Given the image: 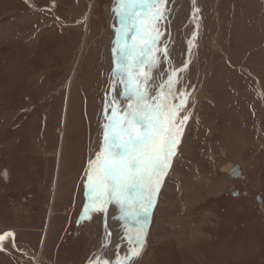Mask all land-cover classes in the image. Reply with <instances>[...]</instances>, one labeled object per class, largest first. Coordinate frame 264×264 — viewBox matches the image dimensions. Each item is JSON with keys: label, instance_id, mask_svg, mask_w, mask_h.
<instances>
[{"label": "rangeland", "instance_id": "1", "mask_svg": "<svg viewBox=\"0 0 264 264\" xmlns=\"http://www.w3.org/2000/svg\"><path fill=\"white\" fill-rule=\"evenodd\" d=\"M244 5H163L165 18L156 26L162 33L158 46L167 55L158 54L151 91L175 73L173 91L187 101L179 116L189 118L151 210L141 254L129 264H264L256 263L264 258V69L255 59L244 66L249 55L235 56L239 46L264 49L253 46L258 37L264 41V0L252 7L259 15ZM115 7L114 0H0V236L12 234L0 242V264H88L100 246L102 213L84 214L85 184L112 106L127 103L121 83L116 87L123 102L111 103L113 81L102 65L110 49L113 58L115 42L109 46L107 39L119 27ZM250 21L255 27L249 39L239 40L241 26ZM91 76L101 79L95 116L86 112L91 97L84 88ZM233 77L237 88L228 86ZM69 105L71 113L82 111L83 123L82 131L69 134L75 143L83 132L79 167L71 165L75 182L67 181L53 150ZM215 105L223 107L224 118ZM234 166L242 178L230 176ZM110 206L113 220H120L110 223L106 251L115 261L128 254L134 246L128 237L136 233L120 207ZM51 208L57 215L50 220Z\"/></svg>", "mask_w": 264, "mask_h": 264}, {"label": "snow or ice", "instance_id": "2", "mask_svg": "<svg viewBox=\"0 0 264 264\" xmlns=\"http://www.w3.org/2000/svg\"><path fill=\"white\" fill-rule=\"evenodd\" d=\"M165 2L114 0L119 27L115 28L112 48L116 65L112 76L124 85L127 108L120 110L113 105L103 126L100 151L88 163L84 214L104 213L114 203L136 235L128 237L134 246L123 259L90 264H129L141 254L151 210L176 154L181 126L189 118L187 114L179 116L187 101L173 91L175 73L155 89L154 95L151 91V72L159 64L158 54L167 55L166 48L158 46L162 33L156 26L165 18ZM11 235L0 236V242Z\"/></svg>", "mask_w": 264, "mask_h": 264}, {"label": "bare ground", "instance_id": "3", "mask_svg": "<svg viewBox=\"0 0 264 264\" xmlns=\"http://www.w3.org/2000/svg\"><path fill=\"white\" fill-rule=\"evenodd\" d=\"M95 1V0H93ZM182 2V1H181ZM245 4L244 5V8L245 10L247 11H250L251 9L252 10H255V8H252L254 6H256L257 4V0H245ZM257 7V6H256ZM201 11V10H200ZM245 11V15L248 14V12ZM253 13V11H250ZM256 13H258V15L260 14L259 13V8L255 10ZM221 14V13H220ZM224 14V13H223ZM222 14V15H223ZM178 18V16H176ZM170 20V19H169ZM174 23V22H173ZM181 23V21H180ZM207 23V22H205ZM112 24V23H111ZM177 24V22H176ZM166 25V24H165ZM113 27V26H111ZM166 27V26H165ZM255 25L253 23V21L251 22L250 21V26L249 27H246V25H242L240 30H241V34H240V37H239V40H245L247 37H249V34L252 33L250 32L249 30L250 29H254ZM259 28L261 30H264V21H262L259 25ZM115 29H112L110 30V34H109V37L107 39V43L109 44H112L113 42H115L114 40V37H115ZM174 30V29H173ZM251 30V31H252ZM176 31V30H175ZM247 32V33H246ZM173 34V33H172ZM179 34V33H178ZM174 35V34H173ZM249 39V38H247ZM220 40V39H219ZM34 43V42H33ZM106 43V42H105ZM245 43V42H243ZM264 41L261 37H258L257 41H255V44H253V46H256L257 48H260V47H264ZM107 46V45H106ZM173 47V46H172ZM177 49V48H176ZM245 50H242V48L239 46V50L237 52H235V56L238 57L240 55H249L251 57V59H249L248 61H245L243 62V65L246 66L247 68H249L251 66L250 62L253 61L254 59L257 61V63L260 65L262 64V68L264 69V49L263 48H260L256 51H253L251 49L250 46H245L244 48ZM111 50V49H110ZM110 50L108 52H106V56L103 55V63L102 65L104 66V69L106 71V77L108 79L109 77V80H111V82L113 81V84L110 85V94H109V97H110V100H111V103H114V104H118L120 102H123V100L121 101L120 99V92H119V89L120 87H116V83L119 85V80H116L113 78L112 76V70L113 68L116 66H113L111 67V64H113V58H111L110 56ZM179 50V49H178ZM174 51V50H173ZM175 53V52H174ZM183 56V55H182ZM178 57V56H177ZM165 64V63H164ZM163 64V65H164ZM169 64V63H168ZM101 65V66H102ZM166 65V64H165ZM110 67L112 68L111 72H110ZM160 69V68H159ZM165 69V68H164ZM162 70V68H161ZM159 70V71H161ZM253 68L250 72H253ZM158 71V70H157ZM167 71V70H166ZM171 71V70H170ZM256 72V71H255ZM99 73L100 71H97V74L99 76ZM155 75V74H154ZM159 75V74H158ZM255 75V74H254ZM260 75V74H259ZM258 75V76H259ZM156 76V75H155ZM168 76V74H167ZM169 77V76H168ZM100 78L103 80L102 78V75H100ZM101 79L99 80V78L97 79L96 77H94L92 79V76H91V83L88 82L89 86L91 87H86L84 88L85 89V93L86 95L88 94V96L91 97L90 99V104H89V107L88 109L86 110V112H89L91 111L90 113H93V115L95 114V108H96V103H98V97H97V93H98V85L101 84ZM235 77L232 78V80L230 79V84H228V86H231V87H235L237 88V83L233 82L235 81L234 80ZM161 81V80H160ZM166 82V81H165ZM88 86V85H87ZM261 86L264 88V73L261 74ZM227 87V86H226ZM251 88H253V86L250 85ZM92 89V90H90ZM122 89V88H121ZM240 89V88H239ZM237 89V90H239ZM123 90V89H122ZM236 90V89H234ZM113 92V93H112ZM238 94H242V91L240 89L239 93ZM254 97H256V94H253ZM231 98V97H230ZM233 99V97L231 98ZM259 99V98H258ZM71 102V101H70ZM216 102V101H215ZM217 103V102H216ZM215 103V104H216ZM73 104V103H72ZM219 105V104H218ZM74 108H75V105L73 104ZM120 110H123L125 108H127V103H121L120 104ZM217 105H215V111H216V114L221 117V118H224V110H223V107H216ZM77 110H75V112L71 113L70 112V105L68 106V109H67V113H66V116L65 118L63 119V124L62 126L60 127L59 129V132H60V136H62V140L61 142L58 141V144L53 146V150L55 149V151H57V157H56V161H58L60 163V170L64 173L66 172L67 173V181L69 182H72L74 181L75 177H76V174L72 175L71 174V168H72V164H76L78 163L77 162V159H78V156L79 155H82V149L80 150V143L84 140H82V136H83V132L81 134L78 133V135L76 136L77 139L75 141V143H72V140H69L70 137H69V134L72 133L75 129L78 130V131H82L81 129V123L82 121L80 120V117L82 114V111L80 110L79 113H76ZM88 115V114H87ZM91 115V116H93ZM95 116V115H94ZM88 119V118H87ZM83 124V123H82ZM218 127L221 128L222 126H226L224 123L222 122H218ZM227 129H228V126H226ZM227 129H224V130H227ZM230 129V127H229ZM75 130V131H76ZM77 132V131H76ZM74 132V133H76ZM75 139V138H74ZM80 146V147H79ZM60 147V148H59ZM82 148V147H81ZM28 155V154H27ZM21 160V159H20ZM80 163H82V159L80 161ZM78 167H79V163H78ZM233 168V167H232ZM231 169V168H230ZM229 169V171H230ZM77 172V171H76ZM71 174V176H70ZM79 176V175H78ZM63 178V177H62ZM78 180V179H76ZM75 182V181H74ZM58 184H59V181H58ZM72 184V183H71ZM74 184V183H73ZM59 185L56 186L55 188V202L58 200L57 198L60 196L61 198V195H60V191H59ZM68 187H69V184H68ZM72 187V186H71ZM54 189V188H53ZM61 189V188H60ZM72 189V188H71ZM68 190V189H67ZM70 190V189H69ZM80 190V188H79ZM78 193V192H77ZM78 196V195H77ZM59 198V199H60ZM58 202V201H57ZM59 203V202H58ZM57 203V205H58ZM111 207V206H110ZM111 208H109V211H108V215H107V219H106V229L104 231V235L100 241V246L97 250V252L93 255V258L91 261H89L88 264H90V262H93V261H96V260H103V259H107V255H106V251L108 250V247L110 245V240H111V236L112 234L109 236L107 235V233H111V228H110V223L112 222V227L114 225H118L120 223V220H119V217H117L115 220H113V218L111 217V214H115V212L112 210H110ZM120 212V211H119ZM57 214L55 212L52 211V208L50 210V213L48 215V219H52L53 216H56ZM122 215V214H121ZM123 216V215H122ZM117 233V232H116ZM102 245H106L105 247H102Z\"/></svg>", "mask_w": 264, "mask_h": 264}, {"label": "water", "instance_id": "4", "mask_svg": "<svg viewBox=\"0 0 264 264\" xmlns=\"http://www.w3.org/2000/svg\"><path fill=\"white\" fill-rule=\"evenodd\" d=\"M229 174L232 178H242V175H241L242 172L238 166H234L233 168H231L229 171ZM109 208H110V204L107 206V211L102 213V235H101V239H102L104 231L106 229V219H107Z\"/></svg>", "mask_w": 264, "mask_h": 264}, {"label": "flooded vegetation", "instance_id": "5", "mask_svg": "<svg viewBox=\"0 0 264 264\" xmlns=\"http://www.w3.org/2000/svg\"><path fill=\"white\" fill-rule=\"evenodd\" d=\"M5 175V174H4ZM5 177V176H4ZM244 183L246 184V181L244 180ZM247 183H249V182H247ZM241 196L244 198V199H246L247 198V193L246 192H241ZM257 201H258V199H257ZM259 202V201H258ZM81 214V213H80ZM80 214H79V216H80ZM15 240V239H14ZM256 263H264V258H262V259H260V260H258V261H256Z\"/></svg>", "mask_w": 264, "mask_h": 264}]
</instances>
